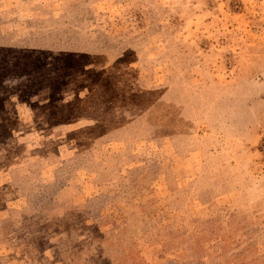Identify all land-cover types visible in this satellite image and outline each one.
<instances>
[{
  "label": "rangeland",
  "instance_id": "rangeland-1",
  "mask_svg": "<svg viewBox=\"0 0 264 264\" xmlns=\"http://www.w3.org/2000/svg\"><path fill=\"white\" fill-rule=\"evenodd\" d=\"M0 264H264V0H0Z\"/></svg>",
  "mask_w": 264,
  "mask_h": 264
}]
</instances>
